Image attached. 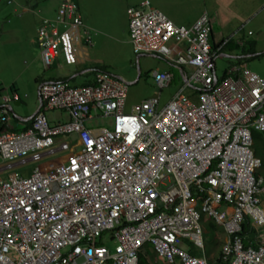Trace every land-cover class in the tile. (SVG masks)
Wrapping results in <instances>:
<instances>
[{"label": "built area", "instance_id": "1", "mask_svg": "<svg viewBox=\"0 0 264 264\" xmlns=\"http://www.w3.org/2000/svg\"><path fill=\"white\" fill-rule=\"evenodd\" d=\"M127 13L134 52L181 67L184 83L166 103L157 93L129 111L127 83L103 71L84 86L41 83L31 124L0 131V158L12 167L67 156L0 181V264H138L145 244L169 264H215L205 252L202 215L223 229L224 262L264 264V184L252 136L264 132V78L241 64L217 75L207 13L191 26L148 0ZM42 20L36 34L44 67L60 54L77 63V46L92 39L78 4L62 1L54 18ZM153 78L162 90L173 73L154 71ZM18 100L3 98L0 122ZM47 111L69 120L51 123ZM98 118L111 119L110 127L86 125ZM246 220L259 229L249 244L241 235Z\"/></svg>", "mask_w": 264, "mask_h": 264}, {"label": "rangeland", "instance_id": "2", "mask_svg": "<svg viewBox=\"0 0 264 264\" xmlns=\"http://www.w3.org/2000/svg\"><path fill=\"white\" fill-rule=\"evenodd\" d=\"M15 1V0H11ZM22 1V0H19ZM19 1L12 4L9 0H0V93L10 85L15 83L16 86L20 89V94L24 97L26 93L25 90L36 86L37 83L35 79L38 76L45 77L47 71L44 70V65L41 60L33 59V54L38 52L40 48L35 43V19L37 20L38 16H54L56 14L57 8L62 1L65 0H36L38 5L37 15L34 13L27 12L23 13L21 7L19 6ZM88 4V8H94L103 10L108 7V11L116 12V14L123 15V6L121 3L125 1H130L132 3L140 4L146 0H75ZM152 6H155L161 9L166 15L177 16L179 19H185L191 15L197 14L201 11L202 8L208 9L212 5L215 8H220L221 17L228 16L230 19L228 24L234 22V18H245L247 15H250L248 20L242 21L239 27H243V30L248 31L252 30L253 34L249 35L251 39L257 41V54L253 58H247L244 61L246 62L247 68L259 74L264 78V0H149ZM234 1V5L232 3ZM35 2V0L31 1ZM136 4V5H138ZM210 4V5H209ZM108 5V6H107ZM209 5V6H208ZM16 8L17 10H15ZM126 13V12H124ZM234 14V15H233ZM233 15V16H232ZM56 16V15H55ZM201 16V15H200ZM199 16V17H200ZM54 18V17H53ZM178 24L180 21H174ZM38 23H43L42 17H39ZM85 25V24H84ZM239 30V31H243ZM237 34L233 36L234 39H237ZM172 47L174 44L169 43ZM110 49L108 51H102L101 55L110 59V61H115L117 56V50H113L118 46L116 43H109ZM112 49V51H110ZM224 52L229 53L232 51L224 50ZM222 54L216 58V71L217 75L221 76L223 71L228 68L231 64L235 63L236 60L232 57H222ZM61 68L63 71H71L75 67V64L68 65L63 59V55L60 54ZM117 62V61H116ZM115 62V63H116ZM134 74L132 79L133 82L128 84L127 89V102L126 110L129 111L132 106H136L141 101L152 97L158 93V87L155 83L151 71L159 70L164 72L169 68L168 61L163 57H153V56H142L139 60H136V56L132 55L131 58ZM54 64V62H53ZM94 64V63H93ZM111 68V67H110ZM141 70V75L139 76V71ZM112 70V69H111ZM113 71V70H112ZM180 78L176 77L174 81H171L168 87L163 88L161 93V104L169 99L171 95L176 92L180 85ZM27 87V88H26ZM189 90H186L188 94ZM28 103L21 105H14V114H22L27 108ZM62 114L66 116V113L59 111H47V116L50 120L55 119ZM13 113L11 116L10 122L13 121ZM111 119L109 118H98L94 121H87V126H106L110 127ZM66 151H59L57 155L50 157L53 160H58L60 156H63ZM3 161V162H2ZM8 161L0 159V166L6 165ZM12 163V162H10ZM23 167V168H22ZM32 167L31 163L28 164H18L13 168L8 170H20L24 175L28 174L29 169ZM33 170V169H32ZM31 170V172H32ZM261 174L264 177V170H261ZM6 176V174H5ZM262 201H264V192L260 195ZM219 235L222 240L220 244L212 249L210 254H212L215 259L221 251V246L224 243V236L219 232ZM206 238V237H205ZM107 245H110V242H107ZM211 248L210 244L208 245ZM211 258V257H210ZM211 260H213L211 258ZM159 261L162 262L163 258L159 257Z\"/></svg>", "mask_w": 264, "mask_h": 264}, {"label": "crops", "instance_id": "3", "mask_svg": "<svg viewBox=\"0 0 264 264\" xmlns=\"http://www.w3.org/2000/svg\"><path fill=\"white\" fill-rule=\"evenodd\" d=\"M17 1H19V0L13 1L12 4L16 3ZM75 2L79 6V11H80V14H81V17H82L84 24L87 27H89L91 30V36H92L91 37L92 38L91 39V45H86V44H84V42H82L77 46V48H78V61H77V63H75V67L71 71H63V68H61V66H62L61 60H60L62 58L61 56L58 55L56 58H54L52 60L51 66L49 68L44 67V70H46L48 72L47 75L45 77L38 76L37 78L39 79V81L36 80L37 78L35 79L37 85L25 90L26 93L24 94V97H22V95L20 94V89L16 86L15 83H11L10 85H8L4 89L3 92L0 93V104L2 103L3 98L5 96H12L14 94L18 95L19 100L14 101L12 103V107H14V105H21L24 103H28L27 108H25V111L22 114H18V115L14 114V109L12 108L13 109L12 113L14 116L13 121L10 122L12 113L9 116V119L7 121L8 128H11L12 131L24 130L31 124V118L40 109V105H41L40 85L43 82L53 81V80H62L63 78H70V79L76 78V80H78V81L83 80V79H86L87 77H82V79H80L81 77H79V76H82L85 73L90 72L91 71L90 66L104 65V66H106V73H109V74L119 78L120 80L127 83V85H128L134 81V79H132L134 71H133V67L131 68V66H132V62H131L132 55L136 56L137 61L142 56L162 57V56L155 55L152 53L136 54L133 50V46H132V43L130 41V35H129V17H128L127 9L131 6H137L136 4H138L139 2L132 3L130 1H125V2L121 3L123 6L124 12H126V13L123 12V15L116 14V12L113 11V9H112V12H109L108 7H106L103 10L102 9L99 10V9H94L95 7L94 8H88L87 3H83L80 1H75ZM232 3L234 5V1H232ZM32 5L33 4L31 3V1H28L27 4L24 3V1H19L18 7H21V10L23 13H27V12L31 11L32 13L37 15L36 14L37 9H39L38 5H35V6H32ZM14 9L17 10L16 8H14ZM57 10H58V8H57ZM221 11L222 10H220V8L213 7L212 1H211V6H209L208 9L202 8L199 13L191 15L185 19H179L177 16H173V15H170V16L167 15V16L173 21H180V22H178L179 25L191 26L198 19V17L200 15H202L203 13H207L209 16V19H210V23H211V34H210L211 44L220 43L223 40L233 38V36L235 34H237L236 35L237 39L233 38L236 45L231 44L229 46V51H232V52L226 53V52H224L225 46L220 47L221 51L215 53L216 58L218 57V55L220 56V54H222L221 55L222 57H224V56L228 57L229 56V57L234 58V60L240 59V60H242V62L239 64L244 65L245 68H247L246 62L244 63L243 60H245L246 58H249L251 56L259 55V54H257V50H256V46L258 43L255 39H251L249 36V35L254 33V32H252V30H248V31L245 30L244 31L243 27L238 28V26L242 21L248 20L250 15H247L243 19L238 18L239 16H236L234 18V22H231L230 24H228V21L230 18L228 16H224L222 18L220 15ZM56 13H57V11H56ZM55 15L54 16H50V15L38 16L37 15V20L35 19V31H34V33H36L37 27L40 24V23H38L39 17H42V19L44 17L45 18H53V17H55ZM239 30H243V31H239ZM250 42H255V45H254L255 51L252 53L247 52L248 49L252 46L250 44ZM109 43L118 44L116 49L115 48L113 49V50H117V52H118L117 56L115 57L114 62H113V60L110 61V59L101 55L102 51L105 52V51H108L110 49ZM222 48H223V50H222ZM110 51H112V49ZM33 59L34 60L39 59V61L41 62L42 59H41L40 50L33 54L32 60ZM53 62H54V64H53ZM236 63L237 62H235L233 64L235 65ZM168 64H169V68L165 71L171 72L170 67H173L175 70H177L179 72V74L181 76L182 82H181L180 86L178 87V89H179L181 87V85L184 83L183 69L181 67L175 65V64L170 63V62H168ZM233 64H231V65H233ZM231 65L229 67H231ZM215 68H216V59H215ZM175 70H172L173 71L172 73H174ZM184 70L186 71L187 69H184ZM138 71H139V76H140L141 70L139 69ZM154 71H159V70L151 71L152 76H153ZM103 72H105V71H103ZM250 72H252V71H250ZM238 74H240V72ZM173 76H174V74H173ZM93 77H95V76H93ZM162 90L158 89V94H160V97H161ZM185 90H189L188 91L189 93L187 95H189L193 99H197L196 98L197 91L195 88L187 87ZM171 97H172V95L169 97V99ZM167 101H165L164 103H166ZM164 103L162 102V104H164ZM45 115L48 118L47 112H45ZM48 120L51 123L67 122L69 120V115L66 113V116L64 118V116H62V114H59V116L56 117L55 119L50 120L48 118ZM92 121H94V120H92ZM88 127H94V126H88ZM57 153L46 154L43 157V159L41 161H38V162L37 161H31V160L28 161L26 164L31 163L32 167L29 169L27 175H24L20 170H13V171L8 170L9 168H13L16 165L18 166V163H14V165L12 167H7V164L6 165L4 164V165L0 166V181L8 179L14 172H19L22 176L27 177V176L31 175V170L34 169L36 166H40L42 168H47V166L50 163L58 164V163L63 162L67 156V152H62L65 154L63 156H60L58 158V160H56V161L53 160L52 158H50V157L57 155ZM1 160H3V159H1ZM5 174H6V176H5ZM262 206L264 208V201H262ZM219 235H221V234H219V233L216 234V237H217L216 240H218V241H216L212 245H210L211 251L214 247H216L220 244L222 238ZM223 236H224L223 240H225V235H223ZM219 255H220V253L217 255L216 258H218ZM209 256L214 260L212 254H209ZM158 260L159 259L156 258V262ZM157 263L158 264H165L163 261L162 262L158 261Z\"/></svg>", "mask_w": 264, "mask_h": 264}, {"label": "trees", "instance_id": "4", "mask_svg": "<svg viewBox=\"0 0 264 264\" xmlns=\"http://www.w3.org/2000/svg\"><path fill=\"white\" fill-rule=\"evenodd\" d=\"M22 1H24V3L27 4L28 1H33V0H22ZM73 1H75V0H73ZM9 2L12 3L13 1L9 0ZM31 3L33 4L32 6H35L37 4V1L35 0V2H31ZM223 42H224V40L221 41L220 43L212 44L213 51L217 52L218 51L217 49H218V47L220 48V46L221 47L225 46L224 50H229V46L231 44L236 45L233 38H230V40L225 44H223ZM35 43L37 44V34L36 33H35ZM250 44L253 47L251 46L247 52L252 53L255 51L254 50L255 49L254 48L255 42H250ZM222 50H223V48H222ZM220 51H221V49H219L218 52H220ZM255 56H259V55H255ZM255 56H251L249 58H253ZM236 62H237L236 64H239L242 62V60L238 59V60H236ZM233 65H231V66H233ZM90 68H91L90 72L85 73L82 76H79V77H81L80 79H82V77H87L86 79L78 81V80H76V78H72V79L63 78L61 81L67 82L73 86H84V85L94 83V77L93 76H95V74L97 72H100V71L106 72V66H104V65H93V66H90ZM230 69H231V67H228L224 70V72L222 74V78L234 74V72H231ZM170 70H171V72H173L172 70H175V69L173 67H170ZM173 74H174V76H173L172 81H174L176 77H179L181 79V76L177 70H175V72ZM36 80L39 81L38 78ZM181 82H182V80H180V84H181ZM5 130L8 131V130H11V128H8L7 122H4V123L0 122V131H5ZM252 136H253V142H254V145H253L254 146L253 147L254 152H255L256 156L260 157V159H261V166L256 171V176H261L263 178V184H264V177L261 174V170H264V132H261L258 130H253ZM201 221H202L203 227L205 229V231H204L205 252L207 255H209L211 250L208 247V245L209 244L212 245L214 242L218 241V240H216V238H217L216 234L218 232L223 233V229L219 225H217L212 219L205 218V216H203V215H202ZM258 231H259V229H257L255 226H253V224L250 223L249 220H246L243 223L242 232H241V235L244 237V244H249V242L252 241L253 238L258 234ZM190 252L194 255H200L201 254L200 250H197V249L193 248L192 246H190ZM156 258L159 259L156 252L154 251L153 247H151V245H149V244H145L140 249V251L138 253V264H158L157 262L159 260L156 262ZM163 262L165 264H169L164 259H163ZM214 263L215 264H228L227 262H224L221 259V257L216 258L214 260Z\"/></svg>", "mask_w": 264, "mask_h": 264}, {"label": "clouds", "instance_id": "5", "mask_svg": "<svg viewBox=\"0 0 264 264\" xmlns=\"http://www.w3.org/2000/svg\"><path fill=\"white\" fill-rule=\"evenodd\" d=\"M72 65H73V64H72ZM235 65H238V64H235ZM233 66H234V65H233ZM231 68H232V66H231ZM218 233H219V232H218ZM222 234L225 235L224 232H223ZM218 258H219V257H218ZM215 259H216V258H215ZM215 259H214V260H215Z\"/></svg>", "mask_w": 264, "mask_h": 264}, {"label": "water", "instance_id": "6", "mask_svg": "<svg viewBox=\"0 0 264 264\" xmlns=\"http://www.w3.org/2000/svg\"><path fill=\"white\" fill-rule=\"evenodd\" d=\"M35 115V114H34Z\"/></svg>", "mask_w": 264, "mask_h": 264}]
</instances>
